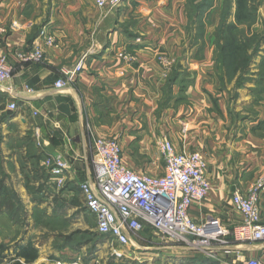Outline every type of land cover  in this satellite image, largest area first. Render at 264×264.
I'll list each match as a JSON object with an SVG mask.
<instances>
[{
    "label": "crops",
    "instance_id": "1",
    "mask_svg": "<svg viewBox=\"0 0 264 264\" xmlns=\"http://www.w3.org/2000/svg\"><path fill=\"white\" fill-rule=\"evenodd\" d=\"M184 3L121 0L103 11L92 0H0V52L11 55L14 66L12 79L5 83L13 92L0 90V105L5 106L0 107V119L7 130L33 133L40 158L31 168L36 182L46 180L41 158L60 153L69 162L65 191L82 199L81 183L93 175V133L118 139L124 161L135 171L162 174L164 160L157 141L166 137L178 152H201L208 164L211 189L203 201L192 205V219L205 222L219 217L231 230L242 222L232 204V193L236 189L247 192L264 172V98L259 102L252 98L257 115L234 110V101L214 69L215 39L212 36L204 56L198 59L195 37L187 32ZM214 25L215 21L211 28ZM41 26L53 33L55 45H46L38 36ZM37 46L44 48V61H19L21 49ZM164 52L177 58L175 69L167 70L159 61L158 55ZM260 56L253 64L256 79L264 55ZM79 59L84 65L75 81L58 89L55 82ZM182 85L186 89L183 95L179 94ZM12 102L15 109L9 107ZM260 208L264 220V194ZM0 210L2 232L10 220L8 207ZM88 213L96 221L100 239L96 217ZM145 231L154 237L147 246L134 244L133 238L129 245L111 235L104 239L129 250L146 249L153 256L163 253L172 260L186 256L185 249L164 245L155 230ZM17 243L14 253L8 255V248L0 250L1 261L8 255L27 263L20 251L30 245ZM228 250V258L220 264H245L250 258L264 264V242L239 243ZM192 256L188 257L198 264L199 259Z\"/></svg>",
    "mask_w": 264,
    "mask_h": 264
},
{
    "label": "rangeland",
    "instance_id": "2",
    "mask_svg": "<svg viewBox=\"0 0 264 264\" xmlns=\"http://www.w3.org/2000/svg\"><path fill=\"white\" fill-rule=\"evenodd\" d=\"M228 1L184 0V11L188 17L187 32L190 31L191 36L195 37L198 59L204 56L205 49L213 37L216 41V35L223 28L224 18H228L229 22L234 21L235 2L232 0V7L234 2L233 11L232 13L229 11L227 15ZM249 7L250 17L244 24L239 25L238 31L240 38L248 46L251 44L248 47L250 56L248 64L239 59L238 65H224L220 62L216 42L213 44L215 47L213 58L215 72L222 87L228 89L231 100L236 106L234 110L237 108V111L257 115V111L254 110V101L259 102L264 98V57L260 62L257 79L254 78L256 73L253 70V64L256 63L257 57L264 55V0H249ZM214 21L215 25L211 28ZM37 34L45 42L46 35H53L46 26H41ZM53 38L55 42L52 45H55L57 40ZM21 50H24L21 52H27L31 49ZM3 53L8 56L9 60L12 59L11 55L5 51ZM158 56L159 61L167 70L172 69L173 66L175 69L177 58H171L165 52ZM80 61L83 62L82 59L78 62ZM68 77L65 73L59 77L66 82L64 87L75 81V79L69 80ZM253 82L256 83L253 84ZM181 87L182 92L179 94L183 95L186 89L183 85ZM241 91L244 93L243 97H240ZM0 107L5 106L1 104ZM2 123L0 119V209L8 207L6 217L10 220V225L6 224L2 232L0 230V250L8 248V255L14 253L18 246L17 242H21L20 247L34 246L40 253V257L31 264H58L69 261H81L85 264H193V258L188 257L189 255H194L192 257L199 259L198 264L209 262L220 264L221 260L228 258L226 254L229 251L228 248L239 244L235 241V228L232 230L228 228L219 217L215 218L220 219L225 227L223 234H220L218 239L210 240L208 246H205V248L214 249L215 252L212 255L206 252L204 247H184L178 242L163 239L164 245L178 246L186 250V256L172 260L163 253L153 256L146 249L130 247L129 250L127 247L114 246L111 241L98 239L96 221L88 213L84 197L81 199L75 193L65 191L66 181L59 184L45 164L48 159H52L53 154L60 156L62 154H46L41 158L39 165L41 166L42 163V168L46 170V175L43 174L46 180L36 182L31 168L40 158L37 156L39 147L36 148L33 133L27 132L24 135L13 128L7 130L3 128ZM92 161L93 157H91ZM83 209L88 212H82ZM152 235V233L143 231L133 238V243L147 246V242L154 238ZM223 253L226 256L222 258ZM8 255H4V259L7 260H0V264H27L7 257ZM256 260L259 262L258 259Z\"/></svg>",
    "mask_w": 264,
    "mask_h": 264
},
{
    "label": "built area",
    "instance_id": "3",
    "mask_svg": "<svg viewBox=\"0 0 264 264\" xmlns=\"http://www.w3.org/2000/svg\"><path fill=\"white\" fill-rule=\"evenodd\" d=\"M101 10H110L121 0H92ZM55 39L46 37V45ZM24 63L42 62L45 59L43 47H35L17 54ZM83 68L80 61L74 68L65 71L69 80L75 79ZM14 66L8 56L0 52V90L11 93V85L5 83L13 77ZM66 82L58 79L55 86L64 88ZM29 91L32 89L28 88ZM16 108V103L9 105ZM164 160L162 174L139 173L130 168L123 157L118 139L92 134L93 175L81 183L85 206L97 220L100 234L111 235L122 245H129L130 239L151 228L163 239L178 242L182 246H208L212 239L223 234L220 219L210 217L205 222L192 219L190 209L196 202L203 201L209 194L211 182L207 176V162L199 151L178 152L172 141L166 137L157 141ZM45 164L59 184L66 181L69 162L63 156L53 155ZM264 194V172L249 185L247 192L236 189L232 193V204L241 214L242 222L234 229L238 243L264 242V220L260 201ZM212 255L213 248H205ZM58 264H85L81 261ZM245 264H260L250 258Z\"/></svg>",
    "mask_w": 264,
    "mask_h": 264
},
{
    "label": "trees",
    "instance_id": "4",
    "mask_svg": "<svg viewBox=\"0 0 264 264\" xmlns=\"http://www.w3.org/2000/svg\"><path fill=\"white\" fill-rule=\"evenodd\" d=\"M234 21L229 22L228 18H224L222 22L223 28L219 34L216 35V46L220 54V62L224 65H238L239 59L243 63L248 64L249 53L248 46L238 33L239 25L244 24L250 17L249 0H235ZM227 15L229 11L232 13V0L228 1ZM237 67V66H236ZM100 239H104L105 235H99ZM20 255L25 258L26 262H33L39 257V251L34 246L24 247L20 251ZM204 260V259H202Z\"/></svg>",
    "mask_w": 264,
    "mask_h": 264
}]
</instances>
